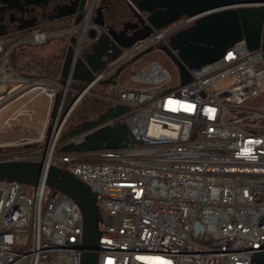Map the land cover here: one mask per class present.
Wrapping results in <instances>:
<instances>
[{"label":"built area","instance_id":"1","mask_svg":"<svg viewBox=\"0 0 264 264\" xmlns=\"http://www.w3.org/2000/svg\"><path fill=\"white\" fill-rule=\"evenodd\" d=\"M98 3L87 1L79 26L33 31L9 47L8 40H0V112L26 99L5 123L32 117L30 105L40 96L47 99L44 133L19 144H43L45 165L70 172L97 193L103 218L98 264H250L264 244V113L247 107L261 94L262 48L251 50L245 42L238 43L217 62L191 72L187 84L179 79L166 86L171 77L157 68L151 88L117 83L104 93L93 92L120 67L125 69L150 48L167 45L170 36L195 21L183 17L125 50L60 122L77 93L71 89L72 80L63 86L57 78L25 76L12 66L11 54L21 46L36 48L53 39L67 46L75 37L79 57L84 43H91L88 32L98 30L93 25ZM58 94L62 102L48 137ZM88 95L128 110L80 134H63ZM116 124L126 125L134 143L114 150L62 152L66 145ZM4 147L0 145V162L41 158L36 153L19 158L22 155L7 153ZM82 236V213L69 197L47 184L33 187L29 195L18 182L0 183V264H81ZM17 245L23 249L15 250Z\"/></svg>","mask_w":264,"mask_h":264},{"label":"water","instance_id":"2","mask_svg":"<svg viewBox=\"0 0 264 264\" xmlns=\"http://www.w3.org/2000/svg\"><path fill=\"white\" fill-rule=\"evenodd\" d=\"M40 2L44 0H0V5L12 10L22 6V3L37 5ZM126 2L129 10L140 20V25H134L132 28L134 30L132 36L127 35L128 24L122 32L109 26L106 23L104 8L98 7L93 19V25L98 30L91 29L87 35L92 44L91 52L75 58L73 47L77 43L75 37L64 48L62 69L57 80L65 86L71 79V89L77 93L70 98L60 122L66 118L80 96L96 83L98 74L120 59L125 50L136 42L148 38L155 31L168 28L183 17L195 18V21L189 27L170 36L167 45L159 46L160 51L176 66L182 84L191 82V72L217 62L228 49L238 43L245 42L251 50L262 48L264 54V0H126ZM77 4L78 0H71L70 4L65 6L71 11L58 18H70L73 21L72 26H79L84 17V8L77 10ZM3 36L5 32L2 31L0 38ZM152 50L153 48H150L138 55L133 63ZM153 66L160 69L157 64ZM123 71L124 68L120 67L112 77L101 83L116 86ZM61 102L62 95L58 94L51 113L52 123L47 129L48 137ZM127 110L128 108L122 105L109 107L96 120L77 125L70 135L74 136L96 128ZM128 142L134 143V139L126 125L116 124L98 129L78 143L66 145L62 152L88 153L105 149L114 150ZM7 153L17 154L8 151ZM46 156L45 149L38 161L13 159L0 162V183L18 182L34 188L47 184L69 197L79 207L83 218L81 264H98L103 218L96 203L97 193H92L88 185L70 172L45 165ZM250 264H264V244L256 250Z\"/></svg>","mask_w":264,"mask_h":264},{"label":"rangeland","instance_id":"3","mask_svg":"<svg viewBox=\"0 0 264 264\" xmlns=\"http://www.w3.org/2000/svg\"><path fill=\"white\" fill-rule=\"evenodd\" d=\"M109 18V22H111L117 29H121V25L125 20H128L131 18V13L128 10L126 4L124 2L118 4L117 8H115L114 12H110L107 16ZM64 28L69 27L68 24L65 26H62ZM63 29V28H60ZM59 29H56V27H46L42 29L35 30L34 32H52ZM31 32L24 34L22 37L29 36ZM62 42L61 39H53L49 41L48 43L37 47L42 53H50L51 49L56 45L57 42ZM153 64H157L162 70H165L171 77L170 81H167L166 86H172L176 85L179 82V73L174 65V63L159 49V46H156L153 48L152 52L143 56L140 60L131 63L128 67H126L121 74L118 83L119 85H122L124 87H138V88H151L154 85L152 83L148 82H135L136 77H140V75L146 73ZM160 71L158 70V73ZM43 77V76H42ZM99 88H94L98 93ZM260 89V96L256 99H254L251 103L247 105L248 108L253 110H258L264 113V80L260 82L259 84ZM115 89H112V92H114ZM90 96V95H88ZM41 97V98H40ZM38 97V103H41L43 101V96ZM87 97V96H86ZM40 98V99H39ZM36 99V100H37ZM35 100V101H36ZM26 101V99L21 100L20 102H15L14 104L10 105L12 106L9 108V110L17 109L21 104H23ZM47 106V104H45ZM9 106V107H10ZM36 104H31V107H35ZM46 106L41 108V112L39 115H37L35 121L31 124L30 127L25 126L20 123V121H23L26 119L27 116H19L15 120H11L8 123H5V120L7 118V112L9 111H3L0 113V145H5V149L7 150V146L9 148L12 147V150H7L8 152H17L19 155V158H23V156L26 155H32L33 153H36L38 156H42L43 152L45 151V148L43 144H32L29 147H26L25 144H19L25 142L27 139H32L33 136H38L43 127L44 120L46 118ZM14 107V108H13ZM8 108V107H7ZM39 110V111H40ZM76 111V110H75ZM74 111V112H75ZM71 115V117L74 115ZM51 114V112H50ZM50 117V115H49ZM71 117L69 118L63 134H70L72 131L76 129L75 125L71 123ZM30 118V117H29ZM48 118V113H47ZM23 123V122H22ZM25 126V128H24ZM19 144V145H15ZM24 154V155H23ZM27 158V157H25ZM27 188V194L30 195V193L33 191V187L26 186ZM23 248L20 245H17L15 247V250L21 251Z\"/></svg>","mask_w":264,"mask_h":264},{"label":"flooded vegetation","instance_id":"4","mask_svg":"<svg viewBox=\"0 0 264 264\" xmlns=\"http://www.w3.org/2000/svg\"><path fill=\"white\" fill-rule=\"evenodd\" d=\"M87 1L88 0H86V3L84 4V0H78L77 4V10L84 8V15ZM70 2L71 0H44V2H40L37 5H26L22 3V6L12 10L8 9L5 5H0V32H5V36L1 37L0 40L5 41L15 35L26 34L46 27L59 26L64 24L66 25L70 21L71 24H73V21L70 18H58L59 16L71 11V9L65 7L69 5ZM122 2H124L127 6L126 0H99L98 7L104 8L106 23L118 32H122L125 28V25L128 24L127 35L130 37L134 33V30H132V28L134 27V25H140V20L133 15L128 7L127 8L131 13V18L125 20L122 23L121 29H117L111 22H109V18H107L109 13L114 12L118 4ZM142 18L144 19L143 15ZM21 28L24 29L21 30ZM91 49V43H84L80 56L84 53H90Z\"/></svg>","mask_w":264,"mask_h":264},{"label":"trees","instance_id":"5","mask_svg":"<svg viewBox=\"0 0 264 264\" xmlns=\"http://www.w3.org/2000/svg\"><path fill=\"white\" fill-rule=\"evenodd\" d=\"M23 35L19 34L9 38L6 42V47H9L11 41ZM63 43L65 42H57L50 53H42V50L40 51L37 47L21 46L11 54L12 66L21 74H35L41 77L58 78L63 64V51L66 47V44ZM96 87L99 88V92L104 93L111 86L100 83ZM93 91L94 93H98L96 90ZM108 107L109 105L106 102L93 96H87L82 99L70 121L76 127L83 122L96 120L106 112ZM7 150H12V147L7 148Z\"/></svg>","mask_w":264,"mask_h":264},{"label":"crops","instance_id":"6","mask_svg":"<svg viewBox=\"0 0 264 264\" xmlns=\"http://www.w3.org/2000/svg\"><path fill=\"white\" fill-rule=\"evenodd\" d=\"M68 25H69V27L72 25L71 24V21L70 22H68ZM62 26H65V24L64 25H59V26H54V27H56L57 29H60V28H64V27H62ZM61 42V41H60ZM64 42V41H63ZM57 44V43H56ZM63 44H65V43H63ZM55 47V46H54ZM53 47V48H54ZM53 48L51 49V51L53 50ZM152 67H153V69H151V71L150 72H148V73H146V74H144V75H142V76H140V77H138L137 79L135 78V82H152V81H149V80H147V77H149L150 76V79H152V77L154 76V71H155V69H157V67L156 66H153L152 65ZM121 77V76H120ZM120 79V78H119ZM41 98V97H40ZM39 98V99H40ZM32 104H36V106L35 107H32L31 109L34 111V114L32 115V117H25L26 119H24L23 121H20V123L21 124H23V125H25V126H28V127H30V123L32 124L34 121H35V119H36V117H37V115H39L40 114V112H41V108H43V107H45L46 105L45 104H47V106H46V118H45V120H44V123H43V127H42V131H41V133L38 135V136H33V138L32 139H29V140H35V139H38L39 137H40V135L42 134V133H44V131H45V129H46V127H47V113H48V107H49V103H48V101H47V99L45 98V97H43V101L41 102V103H38V99L36 100V101H34ZM13 106V105H12ZM12 106H10V107H8V108H6L5 110H3V111H8L9 110V108H11ZM30 107H31V105H30ZM14 108V107H13ZM40 110V111H39ZM2 111V112H3ZM15 111H16V109H11V110H9L7 113V118H6V120L8 119V118H10L14 113H15ZM1 113V112H0ZM23 122V123H22ZM25 126H24V128H25ZM28 139L26 140V141H29Z\"/></svg>","mask_w":264,"mask_h":264},{"label":"bare ground","instance_id":"7","mask_svg":"<svg viewBox=\"0 0 264 264\" xmlns=\"http://www.w3.org/2000/svg\"><path fill=\"white\" fill-rule=\"evenodd\" d=\"M154 73V72H153ZM149 74V73H148ZM155 78H152L150 79V76L147 77V80L149 81H154ZM54 146H55V143H53L50 147H49V150H48V159L50 158V156L52 155V152L54 150Z\"/></svg>","mask_w":264,"mask_h":264}]
</instances>
